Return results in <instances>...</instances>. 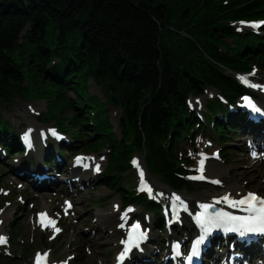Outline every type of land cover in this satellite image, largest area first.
I'll return each mask as SVG.
<instances>
[{
	"label": "trees",
	"instance_id": "obj_1",
	"mask_svg": "<svg viewBox=\"0 0 264 264\" xmlns=\"http://www.w3.org/2000/svg\"><path fill=\"white\" fill-rule=\"evenodd\" d=\"M212 1L0 0V95L23 93L25 79L53 95L44 83L54 80L45 71L52 58H61L66 62L56 69L61 78L75 83L89 76L116 87L125 109V132L135 129L133 144L141 149L147 141L154 161L173 171L178 161L161 146L169 140L176 145L182 138L187 94L201 92L207 82L228 87L206 57L229 67L254 62L264 68V56L255 51L254 41L249 48L251 41L241 38L230 49L222 35L229 32L222 20L257 17L256 4L239 0L223 7ZM216 44H225L228 54L219 53ZM93 104L101 108L97 101ZM58 107L50 104L51 110ZM90 108L85 103L86 114ZM109 127L106 122L101 128ZM113 158L110 168L121 169L127 152L113 145Z\"/></svg>",
	"mask_w": 264,
	"mask_h": 264
},
{
	"label": "rangeland",
	"instance_id": "obj_2",
	"mask_svg": "<svg viewBox=\"0 0 264 264\" xmlns=\"http://www.w3.org/2000/svg\"><path fill=\"white\" fill-rule=\"evenodd\" d=\"M227 1H228V4L226 5V7H229V6L235 5L239 0H227ZM44 85H47L50 88V90L54 92L55 95L47 94L46 92H44L46 94L43 93L41 95V98H40L41 101L40 100L37 102L34 100L27 101L28 103H24L23 101H21V99H19V100H16L15 103L12 102V103L4 104L3 106L4 109L0 107V111L4 113L8 112V113L14 114V111H12L13 109L23 107L24 104H30V105H35L37 111L44 112L47 108L46 106H49L48 104L49 101L54 102V104L56 105L58 104L61 106H66L64 108L58 107V109L61 112H58L57 115L64 120L66 119L71 120L73 124V130H72L73 134H72V131L69 132V134H71V136L77 139V136L79 137L80 133L82 134V131H83L80 124L83 122L84 117L78 116L77 118L75 115L76 112L73 111V98L75 95L74 84L73 83L69 84L70 88H72L74 91L65 89L63 86L62 87L56 86L51 81L48 84L44 83ZM90 91L92 94L96 96H99V97L104 96L102 88L98 87L95 84H90ZM59 92L62 93L61 94L62 96L59 94ZM80 93H82L81 89H80ZM216 95H217V92L215 90L213 89L208 90L206 97L200 99L201 103L196 106L201 107L207 98H211ZM69 103L71 104V107L68 106ZM114 110L117 111L116 113H118V118L114 117L116 114L114 113V115L110 117V120L113 121V119L115 118V123L112 126H110L109 129H106L104 131V135H100L95 138L94 144L97 147L96 152H92L93 145H89V151L87 152L88 155H90V159H96L95 162L104 166L102 171H107L108 168H110L111 166L110 154H111V150L113 149V143H111L112 142L111 134L113 133V131L116 132L115 136L117 137L118 140L122 137V130H120L119 128V124L121 122V117H122V111H120V109L118 108ZM72 115L74 119H71ZM49 126H52V125H49ZM84 133L86 135L93 134L92 131H90L89 129H86ZM49 135L51 136V133H49ZM200 135H202L203 137H198V138L196 137L200 142L199 144L197 143V147L195 148L197 150L199 149L198 145H201L202 141L207 136L205 134H200ZM106 139H107V142L104 144H101ZM111 146H112V149H111ZM140 157L141 156H139L138 158ZM232 158L233 159L229 163L230 166L232 165L233 161L237 158L238 160L235 161L236 163L247 165L246 160H243L239 157L235 158L234 156ZM2 166L3 165L0 163V167ZM243 170H246V169L243 167L231 168V175L235 176L239 182L246 181L252 187L259 188L258 186L261 181L260 176L256 174H251L249 173V171L244 172ZM134 171L135 170H132L130 174H127L126 176L127 181H132V177L134 176ZM118 172H119V169H116L115 173L118 174ZM13 180H14V177H8L6 178L5 183L12 184ZM130 185H132V183L128 184V186ZM92 189L99 190V191H96L94 194H92L91 193ZM110 189L114 191L111 192ZM110 189L106 188L105 185L104 187L103 186L95 187L94 183H90V185H88L85 188V190L81 193L80 196L74 197L75 202H76V213H77V217L75 219L77 223L75 227L72 224H68V231L70 232V235L68 234L65 236V237H70V239L73 241L71 244V249H78L80 247L82 237H84L85 240L86 238L89 239L88 236L84 235L83 232H81L80 228L90 227L94 223L95 215L97 212V210H94L96 208V205L94 203V196L103 193L106 199L108 200L110 206H111V203L115 201V198L119 199L118 194L120 193V185L118 184L116 186V185L110 184ZM207 190H210V188L205 187L203 192H206ZM28 192H29V188H28ZM4 200L5 198H2L0 196V220L3 221V216L5 214L9 215L7 218V222H5L6 231L4 232V234L9 239V243L3 247H1L0 245V264H32L34 256H35L34 252L38 250V248L40 247H42L43 249L50 248L48 250L50 251L54 250L55 252H59L61 250L69 251V248L60 242H54L52 244L54 245V247L52 248L49 245L50 243L47 241L48 234L41 233L39 229L35 227V223L33 221L31 224L29 221V218H24L25 208H22L23 212H21L20 210H17L15 204H13V206L10 208L8 203H6ZM37 202L40 203L38 200ZM46 202L49 204L51 203L56 208H58L60 204V201L55 200L54 198H51V199L47 198ZM0 235L2 234L0 233ZM29 245H31V253L28 252V254H26V250L29 249ZM105 250H111L110 255H112L113 247H111V249L107 248ZM9 254H11L12 257L9 256ZM53 255H54V258L56 259L59 258V255L58 257H56L54 253Z\"/></svg>",
	"mask_w": 264,
	"mask_h": 264
},
{
	"label": "snow or ice",
	"instance_id": "obj_3",
	"mask_svg": "<svg viewBox=\"0 0 264 264\" xmlns=\"http://www.w3.org/2000/svg\"><path fill=\"white\" fill-rule=\"evenodd\" d=\"M249 107H252L253 110H258L255 108V106L251 103V101H248ZM55 135V133H53ZM27 139V137L25 138ZM78 162L80 158H77ZM203 165V161H201V166ZM99 170V167L97 166V171ZM202 170V168H201ZM141 181L143 183V177L144 173L140 172ZM195 178V177H194ZM203 178V177H199ZM141 190H148L151 191L147 187V185H143V188ZM224 200L228 202L229 206L235 207L236 205L245 206L241 210L246 211L248 213L247 216L243 217H237L232 216L226 213H216L214 216L209 217L207 215V210L209 208V205H204L205 213L202 214L200 217H198V220L200 221L201 227L204 229L205 233H208L211 231V226H226L227 231H240V235L243 236L245 232H261L264 233V199L259 198L253 193H249L247 197L240 200H230L229 197L225 196ZM218 203L220 201H217ZM68 207L70 208L71 205L69 204ZM46 214L41 213V220L42 222L44 219H46ZM49 223H53V221H49ZM139 226H136V229L134 231L138 230ZM58 232L59 229H56ZM137 236H130L128 244L126 245L123 252H121L119 259L123 261L124 257L127 255L128 251L130 250L133 243L136 242ZM204 237L202 236L200 240L196 242V245L192 249V255L196 256L198 255V246L200 243L203 242ZM5 241L4 237H0V243H3ZM46 255V254H45ZM43 257L38 254L37 256V264H42Z\"/></svg>",
	"mask_w": 264,
	"mask_h": 264
},
{
	"label": "bare ground",
	"instance_id": "obj_4",
	"mask_svg": "<svg viewBox=\"0 0 264 264\" xmlns=\"http://www.w3.org/2000/svg\"><path fill=\"white\" fill-rule=\"evenodd\" d=\"M251 82H247V84H250ZM26 110H27V112H28V116H29V120L27 121V123H23V122H21V120L20 119H17L16 120V122L19 124V126H26V128L27 129H29V125H30V127L32 128V129H34V130H36V135H35V137H36V141H37V149H39L40 148V146H42V141H43V139L46 137V135H45V132H44V130H42L43 128H40V127H36V125L34 124V122H33V117H32V115H31V113H30V111H32V110H28L27 108H25ZM21 115H23V113L21 114ZM115 118H118V113H116L115 114V116H114ZM115 118L113 119V124L115 123ZM27 132V131H26ZM130 135H131V133H130V131L128 130V132H127V135H126V137H127V139H129L130 138ZM40 137V138H39ZM258 146V145H257ZM1 158H3V156L1 155ZM15 164H17L19 167H16V166H14L13 168H14V171H13V173L15 174V175H18V174H24V175H27V171H33V169L31 168V167H29V166H24V165H22L21 163H20V160H17L16 162H15ZM96 163H93V165H95ZM217 166V164H214V163H210L209 164V167L207 168V166L206 167H204V170L206 171V173H207V175H214V172H216L215 171V167ZM252 167H253V169L254 170H256V169H260L259 168V165L258 164H254V165H252ZM18 169V170H17ZM208 169V170H207ZM20 178V177H19ZM225 181H226V184H227V186L230 188V190H232L233 191V193L235 194L236 193V191H238V190H242L243 188L242 187H240L239 185H238V183L236 182V180L235 179H232V178H230V177H228V178H226L225 179ZM62 183L61 182H59V181H55V182H53L51 185H48V186H46V187H43L42 188V190H48V189H50V188H52V187H54L55 189L56 188H58L60 185H61ZM80 193V192H79ZM206 195V194H205ZM203 197H204V195H203ZM117 204H118V202H115V206H113L112 208H111V211L109 212V213H107V214H105L101 219H100V226H101V228H111L113 225H114V223L116 222V221H118V219H120V213H119V211L117 210ZM44 208H46V206L44 207ZM47 208H49L50 209V206H47ZM8 215H4L3 216V218L4 217H7ZM5 222H4V224L2 225V227H1V229H0V233H2V232H4V230H5ZM113 228V227H112ZM100 232V231H99ZM100 234H101V232L98 234V238H96L94 241H96V242H103V243H111V241H113V240H106V239H104V238H101V237H99L100 236ZM116 238V232H113V234H112V239H115Z\"/></svg>",
	"mask_w": 264,
	"mask_h": 264
},
{
	"label": "water",
	"instance_id": "obj_5",
	"mask_svg": "<svg viewBox=\"0 0 264 264\" xmlns=\"http://www.w3.org/2000/svg\"><path fill=\"white\" fill-rule=\"evenodd\" d=\"M113 100L116 104H118V96H113Z\"/></svg>",
	"mask_w": 264,
	"mask_h": 264
}]
</instances>
